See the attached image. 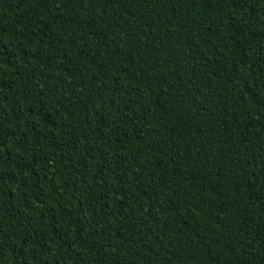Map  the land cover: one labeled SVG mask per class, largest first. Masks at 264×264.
<instances>
[{
  "label": "trees",
  "instance_id": "trees-1",
  "mask_svg": "<svg viewBox=\"0 0 264 264\" xmlns=\"http://www.w3.org/2000/svg\"><path fill=\"white\" fill-rule=\"evenodd\" d=\"M0 264H264V0H0Z\"/></svg>",
  "mask_w": 264,
  "mask_h": 264
}]
</instances>
